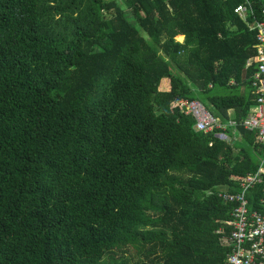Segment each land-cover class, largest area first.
I'll return each mask as SVG.
<instances>
[{
	"label": "trees",
	"instance_id": "16d2710c",
	"mask_svg": "<svg viewBox=\"0 0 264 264\" xmlns=\"http://www.w3.org/2000/svg\"><path fill=\"white\" fill-rule=\"evenodd\" d=\"M242 4L0 0V264H226L219 189L239 192L263 147L196 133L178 102L248 116L260 61ZM263 197L264 178L249 209Z\"/></svg>",
	"mask_w": 264,
	"mask_h": 264
},
{
	"label": "built area",
	"instance_id": "2783aa9c",
	"mask_svg": "<svg viewBox=\"0 0 264 264\" xmlns=\"http://www.w3.org/2000/svg\"><path fill=\"white\" fill-rule=\"evenodd\" d=\"M235 14L247 24L250 31L256 33L260 64L253 81V88L258 95L255 105L250 109L248 116L239 122L230 118L222 121L213 116L199 101L180 100L178 107L182 114L194 120L193 130L196 133L212 134L220 141L232 142L239 128L257 133L256 142L263 147L258 171L238 181L239 192L231 194L226 190L219 192V196L225 202L235 204L231 220L226 222L231 228L229 236L224 239L231 248L226 264H264V197L260 201L259 211H251L247 199L249 190L261 184L264 178V20L255 19L249 0H244V4L235 9ZM250 65L251 62H248L247 67ZM218 233L224 235L222 229Z\"/></svg>",
	"mask_w": 264,
	"mask_h": 264
},
{
	"label": "crops",
	"instance_id": "0c3cea01",
	"mask_svg": "<svg viewBox=\"0 0 264 264\" xmlns=\"http://www.w3.org/2000/svg\"><path fill=\"white\" fill-rule=\"evenodd\" d=\"M180 37H183V36H180ZM183 41H184V37H183ZM228 114L231 116L232 115V111L228 112ZM226 190L227 189H225V188H221V189H219V192L226 191Z\"/></svg>",
	"mask_w": 264,
	"mask_h": 264
},
{
	"label": "bare ground",
	"instance_id": "6f19581e",
	"mask_svg": "<svg viewBox=\"0 0 264 264\" xmlns=\"http://www.w3.org/2000/svg\"><path fill=\"white\" fill-rule=\"evenodd\" d=\"M182 39H183V37H180V36H178V37H176V40H178V41H182Z\"/></svg>",
	"mask_w": 264,
	"mask_h": 264
},
{
	"label": "rangeland",
	"instance_id": "374dc122",
	"mask_svg": "<svg viewBox=\"0 0 264 264\" xmlns=\"http://www.w3.org/2000/svg\"><path fill=\"white\" fill-rule=\"evenodd\" d=\"M104 1H111V0H104ZM177 42H179V43H182L183 42V39H182V41L180 42V41H178V40H176Z\"/></svg>",
	"mask_w": 264,
	"mask_h": 264
}]
</instances>
